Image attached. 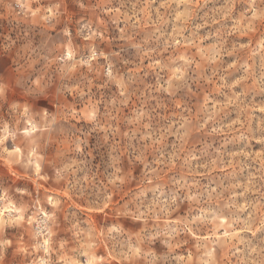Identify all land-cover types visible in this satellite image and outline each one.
I'll return each mask as SVG.
<instances>
[{
	"label": "clouds",
	"instance_id": "obj_1",
	"mask_svg": "<svg viewBox=\"0 0 264 264\" xmlns=\"http://www.w3.org/2000/svg\"><path fill=\"white\" fill-rule=\"evenodd\" d=\"M0 264H264V0H0Z\"/></svg>",
	"mask_w": 264,
	"mask_h": 264
}]
</instances>
